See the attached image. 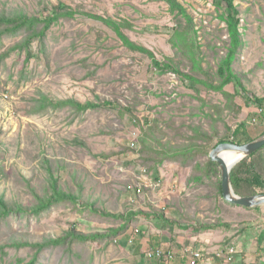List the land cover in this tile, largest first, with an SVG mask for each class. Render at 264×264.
<instances>
[{"label":"rangeland","instance_id":"rangeland-1","mask_svg":"<svg viewBox=\"0 0 264 264\" xmlns=\"http://www.w3.org/2000/svg\"><path fill=\"white\" fill-rule=\"evenodd\" d=\"M177 1L191 20L171 12L166 0H0V14L45 16L59 2L76 12L33 41L28 60L24 50H11L24 30L0 37V194L11 205L31 206L55 178L78 200L39 214H8L0 219V245L41 242L70 228L123 227L115 236L40 250L7 246L0 264H156L145 257L154 247L175 252L168 264H187L183 248L215 260L226 246L236 250L228 264H264V205L224 201L219 167L207 164L220 138L243 144L264 130V103L254 101L264 98V0H234L240 45L231 69L244 92L235 82L211 87L220 83L217 68L229 47L223 2ZM85 13L118 21L132 41L199 81L154 68ZM42 97L111 104L42 109ZM254 161L264 177V147ZM86 203L135 214L125 222Z\"/></svg>","mask_w":264,"mask_h":264},{"label":"trees","instance_id":"trees-1","mask_svg":"<svg viewBox=\"0 0 264 264\" xmlns=\"http://www.w3.org/2000/svg\"><path fill=\"white\" fill-rule=\"evenodd\" d=\"M169 4L170 11H177L182 14L187 19L191 20L188 16L185 8L177 1V0H166ZM220 2L224 4V14L221 15V18L226 24V30L229 38V47L226 55L221 59L218 64L217 73L220 77V83L216 86L211 85V87L221 90L224 85L230 82H235L239 88L244 92L245 88L241 84L237 75L231 69V63L236 55L237 48L240 45V32H239V11L234 4V0H220ZM76 12L68 5L59 2L56 6L53 7L51 12L45 16L41 15H27L25 13H14V14H0V37L4 34H16L21 30L26 32L24 38L11 47V50L20 49L25 51V59L28 60L31 56V45L33 41L38 40L42 41L45 36V32L49 29L50 25L57 21L60 17L73 16ZM88 17H92L103 22L105 25L110 27L118 39L121 41L122 45H124L127 49L131 51H136L143 53L146 55L154 68L163 71H171L185 79L190 80L191 82H198L199 80L195 78L193 75L188 74L186 72L181 71L177 67H175L171 61H160L153 53L147 49L146 47L139 45L132 41L122 30V25L118 21H114L110 17H103L100 15L85 13ZM247 100H250L248 96ZM254 101L261 107L264 103V98H254ZM111 104L108 101L103 102H94V101H85L80 102L74 98H66L57 101H53L47 97H42L39 101L38 107L45 109L46 107H51V109H56L62 106H69L71 109L75 111H85L87 109H95L99 107H105V105ZM263 110V109H261ZM258 118H262L261 114L256 115ZM264 130L262 131V133ZM234 142L233 140H229L228 138H220L217 143L214 144L215 147L217 144L222 142ZM264 147V146H263ZM262 147V148H263ZM261 148V149H262ZM259 149L255 153L250 156L242 159L238 162L230 171V180L232 183V187L234 191L239 195H252L255 194L257 188H264V177L258 171L254 156L259 153L261 150ZM208 167L213 171L218 167L216 162H213L210 158L207 161ZM50 192L45 196L38 200V202L31 206H22L19 204L11 205L8 203L7 199L0 194V219L6 217L8 214L12 212L19 213H30V214H39L42 211L49 209L54 203L57 202H72L78 203L77 196L71 191L62 190L57 186L56 179L52 178L50 182ZM219 192L221 193V185L219 182ZM222 196V195H221ZM90 205V209L107 216H113L115 218H126L129 220L135 212H127V214H114L107 212L102 208L92 207V204L86 203V206ZM125 219V222L127 221ZM124 222V223H125ZM121 228L122 225L120 226ZM119 228H108L105 232H91L84 233L74 228H70L65 231L62 235L57 237H48L42 240L41 242H29L23 240H11L8 244H1L0 250H3L4 247L11 246L15 248L21 247H34L37 250H40L47 246L59 245L65 243L66 241H86V240H96L100 238L115 236L119 231ZM211 227V226H210ZM33 261H30L26 264H32Z\"/></svg>","mask_w":264,"mask_h":264},{"label":"water","instance_id":"water-1","mask_svg":"<svg viewBox=\"0 0 264 264\" xmlns=\"http://www.w3.org/2000/svg\"><path fill=\"white\" fill-rule=\"evenodd\" d=\"M264 146V132L258 137L243 144L234 142H222L213 147L209 153V158L218 164L220 172L221 195L224 201L229 204L244 208H256L264 205V193L252 195L237 194L230 180L231 169L242 159L250 156ZM224 152H230L231 160L226 161L222 157Z\"/></svg>","mask_w":264,"mask_h":264},{"label":"built area","instance_id":"built-area-1","mask_svg":"<svg viewBox=\"0 0 264 264\" xmlns=\"http://www.w3.org/2000/svg\"><path fill=\"white\" fill-rule=\"evenodd\" d=\"M131 145L134 146V142H131ZM134 189L136 193H139L141 190L138 186L133 188V190ZM135 231L137 232L138 230L136 229ZM235 252L236 250L234 246H226L224 249L215 252L217 257L215 260L219 261L218 263H215L214 259L211 260L210 257H203L202 253L197 250H189L187 248L181 250L180 256L190 259L193 264H228L233 260ZM145 257L148 260L156 262V264H168L175 259L176 255L172 250L163 249L162 247H154L146 250Z\"/></svg>","mask_w":264,"mask_h":264},{"label":"bare ground","instance_id":"bare-ground-1","mask_svg":"<svg viewBox=\"0 0 264 264\" xmlns=\"http://www.w3.org/2000/svg\"><path fill=\"white\" fill-rule=\"evenodd\" d=\"M230 154H231L230 152H224L222 154V157L224 158V160L230 161L231 160V155Z\"/></svg>","mask_w":264,"mask_h":264},{"label":"crops","instance_id":"crops-1","mask_svg":"<svg viewBox=\"0 0 264 264\" xmlns=\"http://www.w3.org/2000/svg\"><path fill=\"white\" fill-rule=\"evenodd\" d=\"M215 261V263H218L219 261H217V260H214ZM187 264H193L192 262H191V260L190 259H187Z\"/></svg>","mask_w":264,"mask_h":264}]
</instances>
